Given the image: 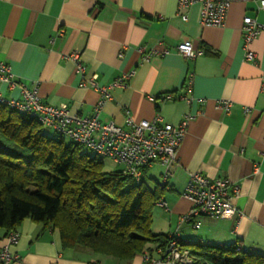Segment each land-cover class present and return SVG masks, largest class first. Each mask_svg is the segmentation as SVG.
<instances>
[{
	"label": "crops",
	"instance_id": "obj_1",
	"mask_svg": "<svg viewBox=\"0 0 264 264\" xmlns=\"http://www.w3.org/2000/svg\"><path fill=\"white\" fill-rule=\"evenodd\" d=\"M200 10V4L193 5L184 20L178 0H0V59L10 64L18 81L36 83L44 101L67 103L79 114L93 113L100 91L82 86L76 64L66 55L80 50L87 75L96 74L100 86L132 72L126 86L110 87L112 98L99 114L103 122L127 128L128 117L139 121L159 114L177 125L191 115L163 196L168 208L155 206L153 232L176 234L184 244L241 245L264 255V31L251 45L257 64L245 60L242 33L244 17L264 22V10L259 0H232L225 24L205 27ZM185 40L204 52L183 56L177 45ZM142 46L159 53L145 59ZM2 91L21 98L18 87L3 84ZM168 92L174 98L164 99ZM224 99L234 102L231 113L220 107ZM155 170L161 177L155 181L161 184L159 164L147 167L144 179ZM195 171L237 184L234 204L242 215H204L183 222L193 204L183 192ZM16 229L21 238L12 246L18 254L13 264H142L144 252L157 256L159 248L148 243L126 260L64 247L58 228L31 218ZM4 233L0 230L2 244Z\"/></svg>",
	"mask_w": 264,
	"mask_h": 264
},
{
	"label": "trees",
	"instance_id": "obj_2",
	"mask_svg": "<svg viewBox=\"0 0 264 264\" xmlns=\"http://www.w3.org/2000/svg\"><path fill=\"white\" fill-rule=\"evenodd\" d=\"M146 169L144 170V172ZM166 187L136 182L123 168L107 171L101 157L77 142L50 135L35 118L0 104V230L26 218L58 228L64 247L130 260L170 236L153 232V210ZM181 244L193 264H264L241 245Z\"/></svg>",
	"mask_w": 264,
	"mask_h": 264
},
{
	"label": "built area",
	"instance_id": "obj_3",
	"mask_svg": "<svg viewBox=\"0 0 264 264\" xmlns=\"http://www.w3.org/2000/svg\"><path fill=\"white\" fill-rule=\"evenodd\" d=\"M232 0H178V10L184 20L188 18V10L195 4H200V22L202 26H223L226 22ZM259 8L264 10V0H259ZM264 31V22L246 16L243 19L242 33L244 40L245 60L258 63L259 56L251 45ZM60 33H63L60 31ZM55 37H52V41ZM180 54L187 58H195L202 54V48H195L192 41L185 40L177 45ZM140 51L144 58L148 59L152 54L159 53L156 50L147 52L142 46ZM165 49L161 53H167ZM67 58L74 61L78 74L82 78V86L93 87L100 91V100L94 107L92 114H79L71 111L67 103L50 104L44 101L38 92L36 83L29 85L18 81L9 63L0 59V104L17 110L39 121L45 128L54 130L58 135L70 138L72 141L88 148L101 158H111L122 166L124 171L131 175L136 182L144 178V170L159 164L162 168L161 185L166 187L169 178L174 173L178 164V148L183 141L191 115L185 117L181 123L173 125L164 120L161 115L152 119L134 120L127 118L128 127H123L114 121L103 122L99 114L105 103L112 98L109 91L115 85L126 86V80L132 75L127 73L115 80L109 86H100L97 75H87V66L82 60L81 51L74 50ZM8 84L9 88L18 87L21 98L6 96L2 91V85ZM192 86V78L188 81L189 89ZM164 99L174 98L172 92L163 95ZM181 98L189 99L183 95ZM220 107L231 113L234 102L229 99L220 100ZM247 111L249 108H246ZM256 171L260 165L256 164ZM240 188L229 178H210L200 171L191 172L183 192L184 196L192 200L189 211L182 216L183 222L192 221L199 216H211L223 219H231L242 213L234 204V198L239 194ZM158 203L168 208V203L161 198ZM199 226V222L196 224ZM5 243H1L0 237V264H13L18 260V254L12 251L20 238V231L13 230L8 233ZM176 234L170 235V242L166 249L156 248L154 252L143 253L142 264H193L195 256L184 247Z\"/></svg>",
	"mask_w": 264,
	"mask_h": 264
},
{
	"label": "rangeland",
	"instance_id": "obj_4",
	"mask_svg": "<svg viewBox=\"0 0 264 264\" xmlns=\"http://www.w3.org/2000/svg\"><path fill=\"white\" fill-rule=\"evenodd\" d=\"M45 132L50 134V135H55L54 130H51L49 128H45ZM70 138H66L67 142H70ZM83 151L88 152V153H93L91 150H89L88 148L83 146ZM103 162H104V169L107 171H114V170H118L121 169V165H119L118 163L114 162L111 158L105 157L102 158ZM151 177H155V178H151ZM146 181L151 185L154 186L155 185V179H159L158 181H160L161 177L158 175V171H153L152 173H149L146 175L145 177Z\"/></svg>",
	"mask_w": 264,
	"mask_h": 264
}]
</instances>
